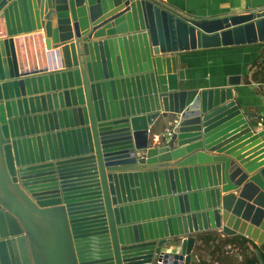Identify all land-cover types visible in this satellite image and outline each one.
<instances>
[{
	"label": "water",
	"instance_id": "1",
	"mask_svg": "<svg viewBox=\"0 0 264 264\" xmlns=\"http://www.w3.org/2000/svg\"><path fill=\"white\" fill-rule=\"evenodd\" d=\"M0 23V264H190L208 230L263 241L264 115L240 75L195 86L177 52L263 42L264 6L0 0ZM35 31L56 63L20 69Z\"/></svg>",
	"mask_w": 264,
	"mask_h": 264
},
{
	"label": "crops",
	"instance_id": "2",
	"mask_svg": "<svg viewBox=\"0 0 264 264\" xmlns=\"http://www.w3.org/2000/svg\"><path fill=\"white\" fill-rule=\"evenodd\" d=\"M160 1L182 13L196 17L244 11L264 6V0ZM3 30L4 28L0 23V32ZM34 35L38 37L39 32H33L25 45H22L20 40L16 38V53L20 69L31 68L33 65H38V67L50 66V62L44 61L47 62L45 64L42 60L46 57L49 58L51 52L47 55L44 50V39L40 35L34 39ZM16 37H20V35ZM177 54L178 67L184 69L185 76L194 81L195 86L210 87L226 84L229 75H240V82L233 86V91L237 93L236 99L244 108L242 110L264 115V61L260 62V59L264 57V44L262 42L196 48L179 51ZM262 127L264 126L261 124L257 125L258 130ZM245 141L247 139L241 140L238 144L244 143L245 149H251V142ZM256 153L252 152L253 155ZM259 155L261 153L257 154L256 157ZM216 233L217 238L212 241L211 246H205L198 250L194 248L190 264H243L242 259L244 260L247 254L254 252L252 245L245 249L238 242H226L227 236L244 235L251 238L250 236L242 233L225 234L220 230H216ZM253 241L260 244L255 239ZM261 243H264V239ZM214 244L215 247L213 248ZM232 251H235L232 253L233 256L230 253ZM236 255L238 258H235Z\"/></svg>",
	"mask_w": 264,
	"mask_h": 264
},
{
	"label": "trees",
	"instance_id": "3",
	"mask_svg": "<svg viewBox=\"0 0 264 264\" xmlns=\"http://www.w3.org/2000/svg\"><path fill=\"white\" fill-rule=\"evenodd\" d=\"M264 44V42H262ZM260 62L264 61V57L260 59ZM217 238L216 230H208L206 232H202L197 236L198 243L195 245V249H202L205 246H211ZM228 242H238L243 248H248L249 245H252L254 252L247 254L244 257L245 264H264V243H256L253 239L246 237L244 235H235V236H227ZM215 247V244L213 248ZM242 248V249H243ZM201 262V260H200ZM203 262V260H202Z\"/></svg>",
	"mask_w": 264,
	"mask_h": 264
},
{
	"label": "bare ground",
	"instance_id": "4",
	"mask_svg": "<svg viewBox=\"0 0 264 264\" xmlns=\"http://www.w3.org/2000/svg\"><path fill=\"white\" fill-rule=\"evenodd\" d=\"M21 44H23V45H25L26 44V41L25 40H22L21 42H20ZM44 50H45V52L47 53V55H49L50 54V52H51V54L49 55V58H45V59H43L42 61L44 62V61H47V62H50V64L49 65H55V63H56V53H55V51H52V50H49L48 51V49H46L45 48V46H44ZM46 55V56H47ZM41 60V59H40ZM47 62H44L45 64L47 63ZM46 66V65H45Z\"/></svg>",
	"mask_w": 264,
	"mask_h": 264
},
{
	"label": "built area",
	"instance_id": "5",
	"mask_svg": "<svg viewBox=\"0 0 264 264\" xmlns=\"http://www.w3.org/2000/svg\"><path fill=\"white\" fill-rule=\"evenodd\" d=\"M171 128H172V126H171L170 124L166 125V126L164 127V132L169 133L170 130H171Z\"/></svg>",
	"mask_w": 264,
	"mask_h": 264
},
{
	"label": "rangeland",
	"instance_id": "6",
	"mask_svg": "<svg viewBox=\"0 0 264 264\" xmlns=\"http://www.w3.org/2000/svg\"><path fill=\"white\" fill-rule=\"evenodd\" d=\"M234 252H235V251L230 252V253H231V256L234 255V254H232V253H234ZM235 258H238V256L236 255ZM238 261H239V259H238ZM242 261H243V264H244V260H243V259H242Z\"/></svg>",
	"mask_w": 264,
	"mask_h": 264
}]
</instances>
